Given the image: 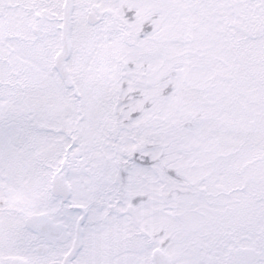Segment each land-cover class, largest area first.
Returning a JSON list of instances; mask_svg holds the SVG:
<instances>
[{"label":"snow or ice","instance_id":"snow-or-ice-1","mask_svg":"<svg viewBox=\"0 0 264 264\" xmlns=\"http://www.w3.org/2000/svg\"><path fill=\"white\" fill-rule=\"evenodd\" d=\"M0 264H264V0H0Z\"/></svg>","mask_w":264,"mask_h":264}]
</instances>
